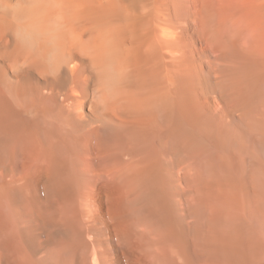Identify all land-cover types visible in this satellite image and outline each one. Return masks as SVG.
I'll use <instances>...</instances> for the list:
<instances>
[{
	"label": "bare ground",
	"instance_id": "6f19581e",
	"mask_svg": "<svg viewBox=\"0 0 264 264\" xmlns=\"http://www.w3.org/2000/svg\"><path fill=\"white\" fill-rule=\"evenodd\" d=\"M0 264H264V0H0Z\"/></svg>",
	"mask_w": 264,
	"mask_h": 264
}]
</instances>
